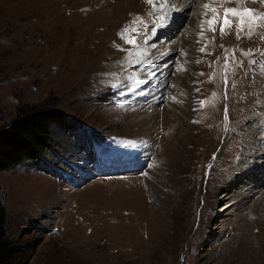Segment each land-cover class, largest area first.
<instances>
[{"label":"rangeland","instance_id":"374dc122","mask_svg":"<svg viewBox=\"0 0 264 264\" xmlns=\"http://www.w3.org/2000/svg\"><path fill=\"white\" fill-rule=\"evenodd\" d=\"M163 2L0 0V126L48 99L73 123L0 172L18 264H264V183L227 211L221 196L262 150L264 25L237 40L236 18L223 36L193 21L149 104L142 58L169 48L153 41Z\"/></svg>","mask_w":264,"mask_h":264},{"label":"trees","instance_id":"16d2710c","mask_svg":"<svg viewBox=\"0 0 264 264\" xmlns=\"http://www.w3.org/2000/svg\"><path fill=\"white\" fill-rule=\"evenodd\" d=\"M73 123L56 102L45 100L18 109L17 115L0 126V172L26 161H35L57 141L60 134H70ZM102 136H95L92 144H80V150H93ZM8 211L0 203V264H18L15 243L7 231Z\"/></svg>","mask_w":264,"mask_h":264},{"label":"bare ground","instance_id":"6f19581e","mask_svg":"<svg viewBox=\"0 0 264 264\" xmlns=\"http://www.w3.org/2000/svg\"><path fill=\"white\" fill-rule=\"evenodd\" d=\"M205 2H207V0H170L171 11L169 12L165 21L156 31V34L153 38L154 40L152 39L154 41V46L163 48L164 45L168 44L169 48L166 50V52L157 54L155 51L149 50V47L147 49L149 51L142 58V63L144 64L143 73L151 77L141 79V84L149 86L151 85L154 89V93L151 95L148 92L142 93V97L152 96V98L148 100L149 104H153L157 98H160V92L167 80L166 74L171 68L170 65H167L168 63L166 64L167 58L169 56L172 57V52L178 48L179 43L183 39L186 40V37L187 39L189 38L191 31L188 25H190L193 21H197L196 28L200 29V20L203 18L201 16V5ZM186 19L187 24L183 25V22ZM193 33H195V31ZM158 39L162 40L156 41ZM138 95H140V93H138ZM258 128H260V126H258ZM256 131L259 132V134L260 132L264 133V129L263 131ZM261 138L263 141L261 146L262 150H258V154L253 156L251 160L249 159L248 162L244 163L243 167H240L238 172L239 176L247 177L249 182H243V180L241 181V179L238 178L239 176H236L234 179H232L231 184L228 186L227 184L229 183H226L227 186L222 190L221 196L225 195L224 199L228 201V207L224 209V211H227L228 208L236 206L237 203L241 201L238 196L246 195L247 193L249 194L251 192L255 194L261 190L260 186L262 183H264V135L261 136ZM259 172L261 175L256 177L255 175H258ZM249 185H251V187H248Z\"/></svg>","mask_w":264,"mask_h":264},{"label":"snow or ice","instance_id":"6c2138e0","mask_svg":"<svg viewBox=\"0 0 264 264\" xmlns=\"http://www.w3.org/2000/svg\"><path fill=\"white\" fill-rule=\"evenodd\" d=\"M146 3L152 5L154 8L156 7L154 0H145ZM248 0H207V2L201 5L203 17L200 20V36L203 37L204 30L207 28L208 31L215 32V25L220 23V35H226V29L232 27V18H236L237 23V31L236 38L239 40L241 38V34L245 33V28H247V32L245 33L249 38L254 34L255 27L257 24L264 25V13H258L254 8L248 7H240L241 4H246ZM252 3H261L264 4V0H251ZM232 3L233 7H225V4ZM168 0H164L163 3L159 5L161 10L167 8ZM161 21L164 20V17H159ZM129 29H124L121 35H126ZM260 39L264 40V36H261ZM128 43H135L134 39L127 40ZM221 47H223L221 45ZM201 52H204V48L199 49ZM227 51V50H226ZM252 52L249 50L248 52L243 53L245 56L251 55ZM264 55V53H262ZM256 61H250V64H255ZM225 67H227V60ZM264 71V69H262ZM215 95V94H213ZM174 99V98H173ZM204 102H201V106L203 107ZM225 118H227V108H225Z\"/></svg>","mask_w":264,"mask_h":264}]
</instances>
